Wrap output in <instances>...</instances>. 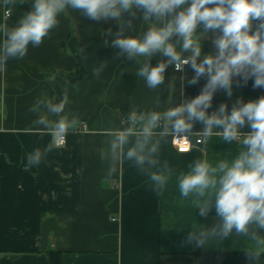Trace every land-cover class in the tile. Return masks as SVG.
<instances>
[{
	"label": "crops",
	"instance_id": "crops-1",
	"mask_svg": "<svg viewBox=\"0 0 264 264\" xmlns=\"http://www.w3.org/2000/svg\"><path fill=\"white\" fill-rule=\"evenodd\" d=\"M33 3L16 0L8 25H16ZM6 11L0 4V25L6 21ZM130 18L127 13L122 16ZM132 19L136 25L130 34L146 29L139 17ZM59 20L39 47L29 44L23 59L10 58L0 72V264H49L48 251L60 252L61 264H248L243 251L248 240L234 232L225 239L209 238L201 247L187 242L191 226L199 223L210 228L219 218L214 208L200 216L190 198H180L176 184V176L197 158L233 159L239 142L224 144L214 135L196 145L193 137L198 135L193 134L190 152L179 154L171 137L161 138L159 158L161 164L168 162L173 177L160 196L131 162L123 161L118 172L108 176L107 163L100 159V150L107 147V130L122 126L123 107L131 112L153 110L159 93L162 102L156 110H166L198 95L206 77L191 84L195 75L191 68L174 72L170 65L165 83L150 90L135 75L134 60L117 58L119 50L111 46L114 36L101 35L109 27L115 33L117 21L98 23L72 9ZM210 51L214 49L208 39L202 52ZM161 59L157 55L151 64ZM100 61H107L109 67L97 79L92 67ZM78 63L81 80L70 84L57 75L74 74ZM253 82L234 78L231 97L218 90L209 114L221 103L230 112L237 99L248 102L264 95V88H254ZM65 89L70 101L66 111L78 114L85 130L81 131L80 123L63 147L26 170L27 155L50 140L35 130L36 114L29 108L45 96L58 101ZM201 128L197 122L193 131ZM243 131H250V126Z\"/></svg>",
	"mask_w": 264,
	"mask_h": 264
},
{
	"label": "clouds",
	"instance_id": "clouds-1",
	"mask_svg": "<svg viewBox=\"0 0 264 264\" xmlns=\"http://www.w3.org/2000/svg\"><path fill=\"white\" fill-rule=\"evenodd\" d=\"M0 4L7 10L6 21L0 25V72L10 58L23 59L29 44L39 47L59 26L60 15L72 9L98 23L118 22L115 33L109 27L101 35L114 36L111 46L119 50L117 58L134 60L135 75L148 89L157 90L165 83L170 65L177 71L191 68L195 73L191 84L206 77L194 98L158 111L162 102L158 93L153 110H133L121 127L109 128L100 159L107 163L108 176L116 174L123 161L131 162L160 196L173 177L168 162L161 164L159 158L161 138L172 137L176 142L196 134L205 141L215 135L224 144L239 142L233 159L197 158L176 176L181 199L190 198L200 216L214 208L219 218L210 228L199 223L191 226L186 240L201 247L209 238L225 239L234 232L248 240L243 249L248 264H264V95L248 102L237 99L230 112L226 103L208 112L218 90L231 97L234 78L245 84L251 79L254 88H264V0H34L31 11L11 27L7 20L16 0H0ZM124 13L131 18L123 20ZM138 17L147 27L130 34L136 25L132 18ZM208 39L214 51L205 54L202 47ZM108 43L105 38L104 44ZM157 55L162 59L153 66L151 60ZM108 67L107 61L96 63L93 76L100 78ZM69 103L65 89L58 101L45 96L29 108L36 114L35 130L50 140L27 155L26 170L38 167L80 125L79 115L66 111ZM197 122L202 128L194 132ZM246 125L250 131L244 132Z\"/></svg>",
	"mask_w": 264,
	"mask_h": 264
},
{
	"label": "trees",
	"instance_id": "trees-1",
	"mask_svg": "<svg viewBox=\"0 0 264 264\" xmlns=\"http://www.w3.org/2000/svg\"><path fill=\"white\" fill-rule=\"evenodd\" d=\"M57 75L66 78L70 84H73V83L82 79L83 72H82V69L80 67V64L78 63L77 70L74 74L57 73ZM130 113H131V111L128 108L123 107L122 108V121L126 120L127 116ZM46 255H47V259H48L49 264H61V255L62 254L60 252L48 251Z\"/></svg>",
	"mask_w": 264,
	"mask_h": 264
},
{
	"label": "built area",
	"instance_id": "built-area-1",
	"mask_svg": "<svg viewBox=\"0 0 264 264\" xmlns=\"http://www.w3.org/2000/svg\"><path fill=\"white\" fill-rule=\"evenodd\" d=\"M173 71L174 72H179L175 69V66L173 65ZM85 130V124L84 123H81V131H84ZM194 138V143L196 145H199L201 144L202 142V139L201 137H193ZM192 137H189L187 140H178L176 142L173 141V138L171 137L170 139V142H171V145L172 147L175 149V151L179 154H187L190 152L191 150V146H192ZM66 143V142H65ZM65 143L60 146V147H63L65 145ZM58 147V148H60ZM181 149H187V151H181Z\"/></svg>",
	"mask_w": 264,
	"mask_h": 264
}]
</instances>
